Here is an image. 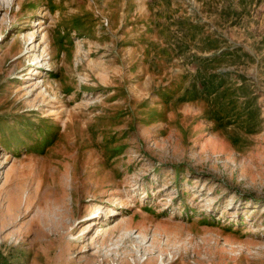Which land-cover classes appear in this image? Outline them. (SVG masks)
<instances>
[{
  "label": "rangeland",
  "instance_id": "rangeland-1",
  "mask_svg": "<svg viewBox=\"0 0 264 264\" xmlns=\"http://www.w3.org/2000/svg\"><path fill=\"white\" fill-rule=\"evenodd\" d=\"M0 264H264V0H0Z\"/></svg>",
  "mask_w": 264,
  "mask_h": 264
},
{
  "label": "bare ground",
  "instance_id": "bare-ground-1",
  "mask_svg": "<svg viewBox=\"0 0 264 264\" xmlns=\"http://www.w3.org/2000/svg\"><path fill=\"white\" fill-rule=\"evenodd\" d=\"M113 213V212H112Z\"/></svg>",
  "mask_w": 264,
  "mask_h": 264
}]
</instances>
